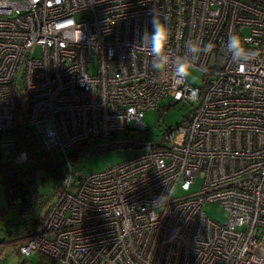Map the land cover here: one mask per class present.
Segmentation results:
<instances>
[{"label":"built area","instance_id":"obj_1","mask_svg":"<svg viewBox=\"0 0 264 264\" xmlns=\"http://www.w3.org/2000/svg\"><path fill=\"white\" fill-rule=\"evenodd\" d=\"M155 13L170 29L171 57H187L189 42L209 46L194 61L201 87L176 80L173 68H152L141 36ZM232 34L257 53L243 66L226 50ZM17 88L29 98L28 128L68 169L21 255L264 264V0H0V165L24 177L29 153L7 135ZM167 97L196 106L161 141L105 170L73 172L67 149L145 129V112ZM197 178L198 191L174 196ZM208 202L223 207L224 223L205 214Z\"/></svg>","mask_w":264,"mask_h":264},{"label":"rangeland","instance_id":"obj_2","mask_svg":"<svg viewBox=\"0 0 264 264\" xmlns=\"http://www.w3.org/2000/svg\"><path fill=\"white\" fill-rule=\"evenodd\" d=\"M84 14H77L76 18ZM86 15V14H85ZM247 33V30L243 31ZM33 56H37V51ZM16 84L22 86V68L16 75ZM189 83L201 87L203 84V74L195 70L193 76L188 80ZM21 111L26 109V102L19 101ZM159 108L148 110L143 116L145 129L140 131H129L120 134V140H129L136 143L146 141H161L169 129L176 127L186 119L194 110L196 103L188 100L170 102V98H162L158 103ZM100 142H108L106 139L91 140L83 144L80 150L73 146L66 150L70 159L72 170L80 171L87 175L93 172L105 170L109 167L120 164L138 153L134 147H118L107 152L98 153L95 147ZM163 142V141H162ZM54 158L61 161L63 158L57 150H52ZM24 168V198L18 199L9 195L6 181V168L0 165V263L1 264H63L38 251H32L28 255H21L18 252L20 237L19 233L23 230L31 231L37 222L41 221L47 214L52 202L64 190L62 179L59 175H49L43 169H35L33 159L27 162ZM68 172L67 165L63 161L58 166V173L64 177ZM200 179L197 178L191 185L190 190L185 191L177 186L174 196H183L199 190ZM205 214L212 220L224 223L228 214L218 203L208 202L204 205ZM4 211V212H2Z\"/></svg>","mask_w":264,"mask_h":264},{"label":"clouds","instance_id":"obj_3","mask_svg":"<svg viewBox=\"0 0 264 264\" xmlns=\"http://www.w3.org/2000/svg\"><path fill=\"white\" fill-rule=\"evenodd\" d=\"M151 25V31L146 30L142 33L141 46L149 51L152 68L157 72L173 68L176 80H189L196 69L195 58L200 53H207L210 50L209 46L189 42L187 44V57H171L169 54L171 33L168 25L156 13L152 16ZM226 50L231 54L232 61L241 66L257 55L254 51L245 48L239 34H232L228 37Z\"/></svg>","mask_w":264,"mask_h":264},{"label":"trees","instance_id":"obj_4","mask_svg":"<svg viewBox=\"0 0 264 264\" xmlns=\"http://www.w3.org/2000/svg\"><path fill=\"white\" fill-rule=\"evenodd\" d=\"M14 90H15L14 92H15V95L17 96L18 101L22 99L26 102V109L24 111H21V109L18 110L15 116V120H14V127L11 131L7 133V135L12 136L14 138L15 143L23 145L24 148L27 149L29 153L30 161L33 159V161L36 162L34 165L35 169H43L47 172V174L52 175V176L59 175L58 177L61 180L62 176L58 173V166L60 165V163L63 162V160L61 161L57 157L54 158L53 153L51 151L45 150L44 147L40 144V142L34 137V135L32 134L31 130L28 128L27 123H26V120L28 118V113H29V107H30L28 95L22 92L20 88H17ZM83 144L85 143L77 144L76 145L77 149L80 150ZM77 153H74L73 155V157L75 156V158L68 156V159L69 160L71 158L76 159ZM6 172H7V176H6V180H7L8 175L14 173V171L7 169ZM8 191L10 195V190L8 189ZM39 222H37L36 225ZM29 232L26 230H23L19 233V235L20 236L27 235ZM22 241L23 240L18 241L19 245L22 244ZM18 252H19V249H18Z\"/></svg>","mask_w":264,"mask_h":264},{"label":"water","instance_id":"obj_5","mask_svg":"<svg viewBox=\"0 0 264 264\" xmlns=\"http://www.w3.org/2000/svg\"><path fill=\"white\" fill-rule=\"evenodd\" d=\"M118 147L122 148H128V147H134L136 149H140L142 147V143H135L129 140H122V141H115V142H104V143H98L95 147L96 152L103 153L107 152L109 150L116 149ZM18 189L11 192V196L23 199L24 198V189L22 188V183L19 182Z\"/></svg>","mask_w":264,"mask_h":264},{"label":"flooded vegetation","instance_id":"obj_6","mask_svg":"<svg viewBox=\"0 0 264 264\" xmlns=\"http://www.w3.org/2000/svg\"><path fill=\"white\" fill-rule=\"evenodd\" d=\"M126 140V139H125ZM8 179L5 181V183L7 184L8 189L10 190V196H11V192L15 191L18 189V184L19 182L22 183V188L24 189V180H23V176H21L20 174H18L16 171H14V173L9 174ZM5 184V185H6Z\"/></svg>","mask_w":264,"mask_h":264},{"label":"crops","instance_id":"obj_7","mask_svg":"<svg viewBox=\"0 0 264 264\" xmlns=\"http://www.w3.org/2000/svg\"><path fill=\"white\" fill-rule=\"evenodd\" d=\"M25 236H26V235H25ZM25 236H24V237H25ZM24 237H20V238L18 239V241H19V240H22Z\"/></svg>","mask_w":264,"mask_h":264}]
</instances>
